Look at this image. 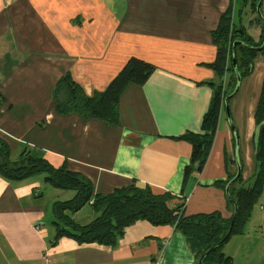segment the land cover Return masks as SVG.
I'll use <instances>...</instances> for the list:
<instances>
[{
	"label": "crops",
	"instance_id": "obj_1",
	"mask_svg": "<svg viewBox=\"0 0 264 264\" xmlns=\"http://www.w3.org/2000/svg\"><path fill=\"white\" fill-rule=\"evenodd\" d=\"M228 6L229 0H0V138L10 159L34 152L81 174L93 194L148 184L154 193H171L172 205L183 202L185 215L219 211L229 218L225 191L214 185L237 169L225 104L202 171L185 183L192 145L179 137L199 132L220 80L211 67V33ZM238 10L235 3L234 21ZM249 13V25H240L256 41L261 26ZM130 58L155 67L142 84L122 89L116 124L58 113L52 91L62 75L70 73L92 96ZM254 61L228 101L244 185L256 170L254 111L264 78V56ZM59 191L44 174L18 181L0 175V264H198L172 224L137 220L114 247L56 237L51 206L73 197L71 191L61 200ZM83 207L71 216L80 224L95 217L90 207L86 220L75 219ZM251 212L241 234L222 246L232 264H264V181Z\"/></svg>",
	"mask_w": 264,
	"mask_h": 264
},
{
	"label": "trees",
	"instance_id": "obj_2",
	"mask_svg": "<svg viewBox=\"0 0 264 264\" xmlns=\"http://www.w3.org/2000/svg\"><path fill=\"white\" fill-rule=\"evenodd\" d=\"M257 1L250 0L249 6L252 8V12L256 14L254 21L256 20L261 26L259 38L262 40L260 42L255 43L253 38L246 33L245 27L240 25V19L234 21V0H229V6L220 15L216 29L211 33L216 51L211 67L220 80L214 85L208 110L201 118L199 132L190 131L179 136L192 145L190 161L185 166L183 174V183L186 182L192 172L199 173L202 171L216 133L220 108L224 105L225 96L231 94L235 89L236 73L231 62L233 52L236 69L241 80L251 74L256 57L258 55L264 56V46L261 49H253L260 46L264 40L263 18L257 14L256 6L254 8ZM263 2L264 0L260 6L262 15H264L261 11ZM242 3H245L244 0ZM239 12L240 9L237 12L240 17ZM234 41H240L243 44L235 45L232 50ZM154 67L142 59L130 58L108 83L107 87L92 96H88L85 91L83 92L80 84L73 80L70 73H65L60 77L52 91L56 109L60 114L76 112L83 118H98L107 124H116L118 122V99L122 89L130 83L142 84ZM228 71L234 76L233 88L230 93L225 95L222 92L220 82L225 75L224 73ZM261 84L254 111L255 123L259 130L258 143L254 153L256 170L249 184H240L242 179L240 173L238 179L228 188V197L237 206L234 218L233 214L229 218H224L219 211L185 215L183 202L179 205H172L173 195L171 193H154L148 184L134 183L116 189L110 194H93V186L90 181L81 174L70 171L65 164L54 167L42 155L30 151H22L17 160L12 161L9 146L1 138L0 175L9 180L18 181L35 174H44V181L50 186L73 192L72 198L65 201H55L51 206L52 224L57 233L56 237L68 235L77 243H96L101 246L114 247L117 239L125 231V227L134 224L137 220H146L157 226L159 224H172L187 238L189 248L197 261L204 255L202 264H232V259L223 253L222 246L230 239L231 235L241 234L252 213V208L258 201L264 181V78ZM239 162L241 166L240 156ZM234 175L235 173L229 174L226 181H215L214 185L224 190L226 194L225 187ZM228 197L226 195L233 213L234 206ZM88 204L95 217L89 223H77L71 217L72 214Z\"/></svg>",
	"mask_w": 264,
	"mask_h": 264
},
{
	"label": "water",
	"instance_id": "obj_3",
	"mask_svg": "<svg viewBox=\"0 0 264 264\" xmlns=\"http://www.w3.org/2000/svg\"><path fill=\"white\" fill-rule=\"evenodd\" d=\"M262 1L263 0H258L256 3H257V5H256V12H257V14H259L262 18H263V22H264V15H262L261 13H260V6H261V4H262ZM237 44H243L242 42H240V41H234L233 42V45H232V50H233V48H234V46L235 45H237ZM264 46V40H263V43L260 45V46H258V47H256V48H253V49H261L262 47ZM232 64H233V68H234V71H235V73H236V86H235V89H234V91L231 93V94H229V95H227V96H225V99H224V104H225V107H224V109L226 110V113H227V118H228V120H229V122H230V127H231V129H232V131H234V135H235V143H236V147H235V151H234V155H235V166H237V169H236V173H235V175H234V177L227 183V185H226V187H225V190H226V195H227V197L229 196V194H228V192H229V190H228V188H229V186L235 181V180H237L238 178V175L241 173V170H242V167L240 166V162H239V154H238V151H239V143H238V137H237V131H235V128H234V126H233V124H232V121L230 120V111H229V108H228V101L230 100V98H232V96H234L235 95V93L238 91V89H239V84H240V81H241V78H240V75H239V73L237 72V69H236V62H235V56H234V52H233V58H232ZM229 199H230V197H228ZM231 200V199H230ZM232 201V200H231ZM232 203H233V206H234V210H233V218H234V216L236 215V209H237V206H236V203L234 202V201H232ZM233 218H232V220L230 221V224H231V226H232V223H233ZM229 232H230V229H229ZM229 232L227 233V235L229 234ZM226 235V236H227ZM204 257V255H202L199 259H198V264H202V258Z\"/></svg>",
	"mask_w": 264,
	"mask_h": 264
},
{
	"label": "rangeland",
	"instance_id": "obj_4",
	"mask_svg": "<svg viewBox=\"0 0 264 264\" xmlns=\"http://www.w3.org/2000/svg\"><path fill=\"white\" fill-rule=\"evenodd\" d=\"M234 2L236 4H238V6L240 7L239 8L240 9L239 15H240V20H241L242 26L243 25H247L248 26L249 25L248 22H247L248 21V17H247V14H244V13L250 12L249 14L253 15L252 17H255V15H256V14H254L252 12V8L249 6L250 5V3H249L250 0H244L245 3H242V0H234ZM243 4L245 5L246 8H244ZM255 6H256V3L254 5V8H255ZM261 11L264 13V8ZM237 16L238 15L236 14L235 18L238 20ZM248 16H250V15H248ZM250 20H252V19H250ZM253 27L254 26H252V28ZM261 40H262V38H259V39H256V41H254V40L253 41L255 43L256 42L258 43ZM224 74L225 75L223 76V78H222V80L220 82V86L222 88V92H224V94L226 95V94H228V93H230L232 91V88H233L232 87L233 86L232 83H233V79H234L233 77L234 76H233V74L230 71H228L227 73H224ZM234 173H235V170H234ZM58 194H61L59 199L65 200L66 198H68L72 194V192L68 191V190L67 191L66 190L65 191L62 190V191H59ZM231 210H232V208H231ZM81 213H82L81 216L79 214L78 217H75V219L80 220V222H83V220H86V219H82V218H85L87 215H89V213H91L90 207L84 206Z\"/></svg>",
	"mask_w": 264,
	"mask_h": 264
}]
</instances>
